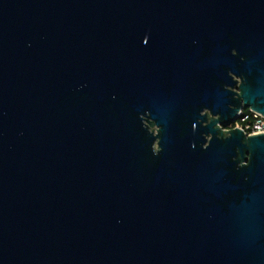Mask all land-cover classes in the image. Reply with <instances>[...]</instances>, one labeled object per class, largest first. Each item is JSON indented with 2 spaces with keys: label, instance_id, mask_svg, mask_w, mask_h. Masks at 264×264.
<instances>
[{
  "label": "water",
  "instance_id": "water-1",
  "mask_svg": "<svg viewBox=\"0 0 264 264\" xmlns=\"http://www.w3.org/2000/svg\"><path fill=\"white\" fill-rule=\"evenodd\" d=\"M264 0H0V264H264Z\"/></svg>",
  "mask_w": 264,
  "mask_h": 264
},
{
  "label": "built area",
  "instance_id": "built-area-1",
  "mask_svg": "<svg viewBox=\"0 0 264 264\" xmlns=\"http://www.w3.org/2000/svg\"><path fill=\"white\" fill-rule=\"evenodd\" d=\"M248 110L247 113L243 112V109L239 110L238 118L225 128L239 127L248 135L264 133V116L251 109Z\"/></svg>",
  "mask_w": 264,
  "mask_h": 264
},
{
  "label": "trees",
  "instance_id": "trees-1",
  "mask_svg": "<svg viewBox=\"0 0 264 264\" xmlns=\"http://www.w3.org/2000/svg\"><path fill=\"white\" fill-rule=\"evenodd\" d=\"M243 112H245V113L249 112L248 108H244ZM225 127H227V126H225Z\"/></svg>",
  "mask_w": 264,
  "mask_h": 264
},
{
  "label": "flooded vegetation",
  "instance_id": "flooded-vegetation-1",
  "mask_svg": "<svg viewBox=\"0 0 264 264\" xmlns=\"http://www.w3.org/2000/svg\"><path fill=\"white\" fill-rule=\"evenodd\" d=\"M223 129L225 128V126L224 127H222Z\"/></svg>",
  "mask_w": 264,
  "mask_h": 264
},
{
  "label": "rangeland",
  "instance_id": "rangeland-1",
  "mask_svg": "<svg viewBox=\"0 0 264 264\" xmlns=\"http://www.w3.org/2000/svg\"><path fill=\"white\" fill-rule=\"evenodd\" d=\"M224 129H226V128H224Z\"/></svg>",
  "mask_w": 264,
  "mask_h": 264
}]
</instances>
